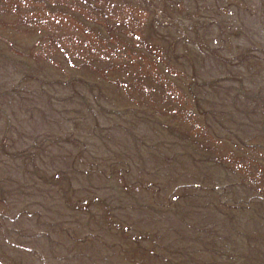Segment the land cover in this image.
Returning a JSON list of instances; mask_svg holds the SVG:
<instances>
[{"label":"rangeland","instance_id":"374dc122","mask_svg":"<svg viewBox=\"0 0 264 264\" xmlns=\"http://www.w3.org/2000/svg\"><path fill=\"white\" fill-rule=\"evenodd\" d=\"M249 6L264 25L248 0H0V264H264ZM233 57L259 90L190 88Z\"/></svg>","mask_w":264,"mask_h":264},{"label":"trees","instance_id":"16d2710c","mask_svg":"<svg viewBox=\"0 0 264 264\" xmlns=\"http://www.w3.org/2000/svg\"><path fill=\"white\" fill-rule=\"evenodd\" d=\"M248 1H249V3L254 4L255 6L258 5V8L264 2V0H248ZM245 11H246V14H247L248 17L249 16H253L254 17V20L258 22L259 28L256 31H258V33L261 30L264 31V25L263 24H260V22L258 20L257 10L255 8L249 6V7H247L245 9ZM253 28L255 29V27H253ZM201 51H204L203 47H201ZM203 55H205V54L204 53H200V55L197 57V60H199L200 62H202L203 59H204V56ZM234 60H235V57H233L231 61L233 62ZM228 63H229V70H228V72L230 74V72L232 71V65L230 64L229 61H228ZM233 64H234V67H236V69H239V70H237L238 72L235 71L232 75L217 77L216 78L217 81H215V78L210 79L208 77V79L206 80V78H204V77H200L199 78V76H196L197 74H193L194 77H192L190 79L188 85L190 86V88L193 91H195L196 85H197V83H199L203 88H205L202 92H206L207 95L209 94V91H211V90L212 91L217 90L215 87H216L217 84L221 83L222 80H224V82L222 83V87L223 86L229 87V91L230 92L241 93L244 89H248V88L254 89L253 91L259 90V87L257 86V84H253L249 80V76H250V74L248 72L249 71V68H243V69H241L242 68L241 61H238V62L235 61V62H233ZM204 115L209 116L210 113L209 112H206V113H204ZM48 164H51L53 166L54 170H55L51 175H54V174H56L57 172L60 171V164H59L58 161H52V162H50ZM188 187H190L192 191L189 190V189H185V188H184V190L190 191L188 194H191L192 193L193 194V197H196L197 193L199 192L198 189L201 188V186L193 185V184H190ZM75 192L78 195H79V192L82 193V194H86V191L85 190H78V191L76 190ZM185 195H187V194H185ZM75 202L77 204H85V202L82 201L80 199V197H76ZM78 208L79 207L77 206L76 209H78Z\"/></svg>","mask_w":264,"mask_h":264}]
</instances>
